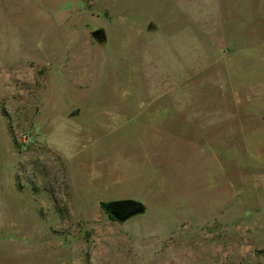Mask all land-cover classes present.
I'll list each match as a JSON object with an SVG mask.
<instances>
[{
    "label": "rangeland",
    "instance_id": "374dc122",
    "mask_svg": "<svg viewBox=\"0 0 264 264\" xmlns=\"http://www.w3.org/2000/svg\"><path fill=\"white\" fill-rule=\"evenodd\" d=\"M0 264H264V0H0Z\"/></svg>",
    "mask_w": 264,
    "mask_h": 264
},
{
    "label": "water",
    "instance_id": "95a60500",
    "mask_svg": "<svg viewBox=\"0 0 264 264\" xmlns=\"http://www.w3.org/2000/svg\"><path fill=\"white\" fill-rule=\"evenodd\" d=\"M103 31L97 29L93 31V35L96 38L101 37ZM102 208L108 213L110 218L119 222H125L131 217L144 213L146 210V205L134 198H120L113 199L109 201L101 202Z\"/></svg>",
    "mask_w": 264,
    "mask_h": 264
},
{
    "label": "trees",
    "instance_id": "16d2710c",
    "mask_svg": "<svg viewBox=\"0 0 264 264\" xmlns=\"http://www.w3.org/2000/svg\"><path fill=\"white\" fill-rule=\"evenodd\" d=\"M56 208L59 211V213H61V214L63 213V210L59 205L56 204ZM112 219H114V218H112Z\"/></svg>",
    "mask_w": 264,
    "mask_h": 264
}]
</instances>
